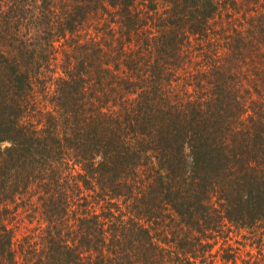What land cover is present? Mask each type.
Returning <instances> with one entry per match:
<instances>
[{
	"label": "trees",
	"instance_id": "trees-1",
	"mask_svg": "<svg viewBox=\"0 0 264 264\" xmlns=\"http://www.w3.org/2000/svg\"><path fill=\"white\" fill-rule=\"evenodd\" d=\"M0 264H264V0H0Z\"/></svg>",
	"mask_w": 264,
	"mask_h": 264
},
{
	"label": "rangeland",
	"instance_id": "rangeland-1",
	"mask_svg": "<svg viewBox=\"0 0 264 264\" xmlns=\"http://www.w3.org/2000/svg\"><path fill=\"white\" fill-rule=\"evenodd\" d=\"M34 200H36V197L34 198ZM32 219H33V225L34 226H39L40 224H41V221H42V219H41V211L39 210V209H37V210H34L33 209V213H32ZM22 230H25V229H22ZM243 233H248L249 234V231L248 230H243V231H241V233H239V234H237L236 236H235V238L237 237H239V238H241L242 240H246L243 236H242V234ZM19 236H20V234H19ZM249 248H252V246H249Z\"/></svg>",
	"mask_w": 264,
	"mask_h": 264
}]
</instances>
